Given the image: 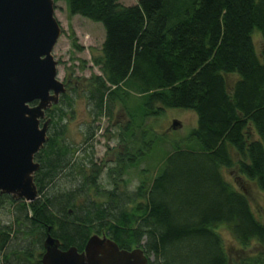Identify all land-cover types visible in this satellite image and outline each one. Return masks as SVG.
I'll return each instance as SVG.
<instances>
[{"label":"trees","instance_id":"16d2710c","mask_svg":"<svg viewBox=\"0 0 264 264\" xmlns=\"http://www.w3.org/2000/svg\"><path fill=\"white\" fill-rule=\"evenodd\" d=\"M54 1L104 26L103 55L95 60L102 74L82 94L77 89L64 93L47 110L53 130L35 156L40 169L34 181L41 196L26 202L0 195V208L10 200L19 211L17 233L12 226L0 228V251L19 237L16 264H39L43 253L33 262V251H42L49 235L60 240L61 249L83 251L98 233L122 249H144L149 264H230L222 225L244 248L264 245V223L247 193L223 171L237 165L264 191V46L261 56L253 37L258 30L264 43V0ZM83 95L95 120L111 118L117 104L124 106L131 117L124 128L131 134L167 109L191 110L198 124L183 141L150 131L152 137L128 164L140 166L157 145L169 144L173 148L166 149L162 166L141 168L135 190L121 178L123 169L111 167L113 187L101 189L107 168L86 153L88 148L84 155L91 157L78 158L77 147L67 139L68 118ZM132 98L139 100L138 112ZM94 132L89 125L87 147ZM63 173L78 184L63 192L49 190ZM91 190L104 199L91 197Z\"/></svg>","mask_w":264,"mask_h":264},{"label":"rangeland","instance_id":"374dc122","mask_svg":"<svg viewBox=\"0 0 264 264\" xmlns=\"http://www.w3.org/2000/svg\"><path fill=\"white\" fill-rule=\"evenodd\" d=\"M137 1L138 0H123L127 5L134 4ZM54 8L55 18L61 27V35L53 50L54 59L57 62L58 79L65 85L64 93L71 94L72 90L77 89L82 94V92L90 86L91 82H93V78L102 74L100 67L95 65V60L103 55L102 46L106 35L105 28L99 22H94L80 15H72L67 9V5L64 1L58 3L54 2ZM253 37L257 51L261 55L264 46L262 36L260 32L256 30ZM230 81L233 82V78H231ZM64 93L60 95L59 101L62 99ZM131 102L134 105L133 111L138 112V109L140 110L138 107L139 100L137 98H132ZM58 103L52 102V105L47 110L53 109ZM47 110L45 117L41 119V126L44 124L48 126V140L49 133L53 130V123L51 116L47 114ZM94 118L92 105L83 95L77 98L74 114L70 115L68 118L66 132L68 141L77 147L76 155L78 158L88 159L91 157L90 155H92L104 168H107L100 179L101 189H110L113 187L114 181L109 180L108 177V171L111 167H116L119 171L123 169L121 178L127 179L129 190H135L142 179L140 173L141 168L162 166L161 160L165 155L166 149L171 150L173 148L169 144H165L166 148L165 145H163L164 147L162 148L157 145L149 156H147V160L142 162L140 166L130 167L128 164V159L133 158L134 155L137 156L139 152H141L140 150L147 142L146 139L149 140L151 136L150 131L153 132L152 136L156 134L158 136L167 137L169 140L183 141L189 138V135L198 124L197 115L191 110L177 108L167 109L160 116L148 117L143 127L137 128L131 134L124 128V126L130 122L129 120L131 117L127 109L120 104L116 105L114 115L111 117L112 119L105 115L98 118L99 120H95ZM175 122H177L176 127H174ZM89 125H93L96 132H94L95 136L92 140V146L87 147L84 140ZM254 137H256V135H254ZM86 148H88L86 153L90 155H84L86 154ZM93 151L94 153H92ZM223 171L225 177L229 181L237 188L247 193L257 217L264 223V191H262L255 182L244 177L239 172L237 165L232 168H224ZM115 176L119 178L120 174L116 172ZM78 182L79 181L75 180V177L72 175L69 174L66 176L63 173V175L60 174L56 177L54 184L49 186V190L63 192L71 189L73 186L77 185ZM88 193L97 200L104 199V196L101 194L99 197L95 196L94 190ZM1 194L4 193L0 192V195ZM37 196H41L39 195L38 187ZM11 198L13 200H18L19 196L11 194ZM24 200L26 202H32L26 199ZM18 212L15 202L13 203L10 200L5 202L0 208V228L3 226H12L17 233L18 224L16 218ZM220 232L224 237L225 245L231 258L230 264H243L245 260L250 262L256 258H259L261 261L264 260V245L253 242L249 247L244 248L238 243L226 225L220 227ZM95 234L100 237L106 236L110 238L105 234ZM20 244V238L18 237L12 240L11 246L4 252L0 251V264H16L20 262V259L17 260L18 254L16 253L20 251ZM18 248L19 250L14 252V250ZM44 251L45 248L42 249V251L35 249V251H33L34 257H32L33 262L39 260V255L44 253ZM12 253L14 254L12 255ZM23 257V255L20 256V258ZM24 263L25 262H23V264Z\"/></svg>","mask_w":264,"mask_h":264},{"label":"water","instance_id":"95a60500","mask_svg":"<svg viewBox=\"0 0 264 264\" xmlns=\"http://www.w3.org/2000/svg\"><path fill=\"white\" fill-rule=\"evenodd\" d=\"M54 2L0 0V192L27 201L38 197L34 175L40 163L35 156L48 132L41 119L65 92L53 55L61 35ZM44 248L39 264H149L144 249H122L97 234L83 251L61 249L51 235Z\"/></svg>","mask_w":264,"mask_h":264}]
</instances>
